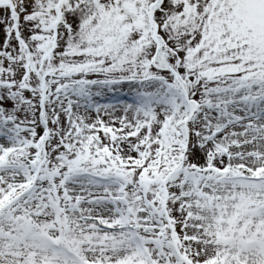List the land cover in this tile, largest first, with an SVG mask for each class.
Here are the masks:
<instances>
[{"label": "snow or ice", "instance_id": "1", "mask_svg": "<svg viewBox=\"0 0 264 264\" xmlns=\"http://www.w3.org/2000/svg\"><path fill=\"white\" fill-rule=\"evenodd\" d=\"M0 264H264V0H0Z\"/></svg>", "mask_w": 264, "mask_h": 264}]
</instances>
